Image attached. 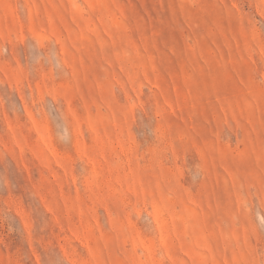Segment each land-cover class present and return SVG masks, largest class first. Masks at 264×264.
<instances>
[{
	"label": "rangeland",
	"instance_id": "1",
	"mask_svg": "<svg viewBox=\"0 0 264 264\" xmlns=\"http://www.w3.org/2000/svg\"><path fill=\"white\" fill-rule=\"evenodd\" d=\"M0 264H264V0H0Z\"/></svg>",
	"mask_w": 264,
	"mask_h": 264
}]
</instances>
